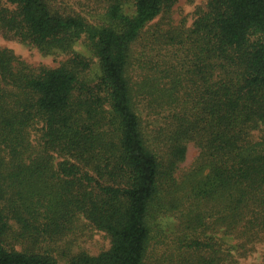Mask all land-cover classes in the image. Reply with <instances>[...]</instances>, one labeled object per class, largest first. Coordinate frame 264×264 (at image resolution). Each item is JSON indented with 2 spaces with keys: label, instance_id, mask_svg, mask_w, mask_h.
Segmentation results:
<instances>
[{
  "label": "trees",
  "instance_id": "obj_1",
  "mask_svg": "<svg viewBox=\"0 0 264 264\" xmlns=\"http://www.w3.org/2000/svg\"><path fill=\"white\" fill-rule=\"evenodd\" d=\"M177 1L0 0L2 37L70 56L0 48V264H145L155 206L190 232L172 264L264 240V0H208L190 25ZM87 228L110 247L75 250Z\"/></svg>",
  "mask_w": 264,
  "mask_h": 264
},
{
  "label": "rangeland",
  "instance_id": "obj_2",
  "mask_svg": "<svg viewBox=\"0 0 264 264\" xmlns=\"http://www.w3.org/2000/svg\"><path fill=\"white\" fill-rule=\"evenodd\" d=\"M208 0H178L173 7L172 17L176 23L182 19H186L188 25L194 21L195 11L198 7L204 6ZM0 48L11 49L18 57L26 61L33 67L46 66L57 67L70 56L66 54L45 55L38 48L27 46L17 40L5 39L0 34ZM75 49L83 51L90 56V52L84 48L83 42H78ZM199 150L193 143L187 144L186 158L179 164V169L175 173L178 181H181V176L186 172L198 157ZM162 202L166 198L162 197ZM210 202V208L213 206ZM181 210L161 209L155 206L153 210L152 220L149 224L151 226V242L149 254L145 264H172L176 260L180 252H184L183 248L188 242L190 236L189 230L185 228V224L181 223ZM210 234V233H208ZM223 234L218 233L217 236ZM228 246L223 245V249L230 248V239H228ZM110 247V238L101 231L87 228L84 234H79L75 238L74 248L85 249L91 254H98L100 251ZM229 247V248H228ZM240 264H256L264 260V240L258 241L253 245V248L238 257Z\"/></svg>",
  "mask_w": 264,
  "mask_h": 264
}]
</instances>
